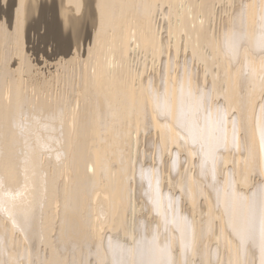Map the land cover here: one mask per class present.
Masks as SVG:
<instances>
[{
  "label": "bare ground",
  "instance_id": "bare-ground-1",
  "mask_svg": "<svg viewBox=\"0 0 264 264\" xmlns=\"http://www.w3.org/2000/svg\"><path fill=\"white\" fill-rule=\"evenodd\" d=\"M0 264H264V0H0Z\"/></svg>",
  "mask_w": 264,
  "mask_h": 264
},
{
  "label": "rangeland",
  "instance_id": "rangeland-1",
  "mask_svg": "<svg viewBox=\"0 0 264 264\" xmlns=\"http://www.w3.org/2000/svg\"><path fill=\"white\" fill-rule=\"evenodd\" d=\"M47 53H48V52H47ZM39 55L41 56V59H40V56H39ZM44 55H47V54H40V53H39V54L34 55V58H35L34 60H35V61L33 60V62H34V64H35V62H36V64H37V65H35L36 68H39V66H40V67L43 68V69H42V68H39L41 71H42V70H43V71L46 70V72H47L48 70L53 69L52 65L50 66V65H49L50 63H48V61H49V62H54L55 59H53V57H50V58H51L50 60H49V58L46 59V60H48V61H46V62H47V63H46V62L44 61L45 59H42ZM44 57L46 58V56H44ZM52 60H53V61H52ZM40 61H41V62H40ZM42 62L45 63V66L43 65ZM40 64H42L44 67H43L42 65H40ZM46 65H47V66H46ZM48 65H49V66H48ZM45 67H46V68H45ZM47 67H49V68H47ZM46 72H45V73H46Z\"/></svg>",
  "mask_w": 264,
  "mask_h": 264
}]
</instances>
